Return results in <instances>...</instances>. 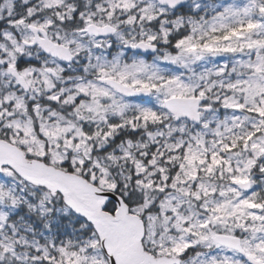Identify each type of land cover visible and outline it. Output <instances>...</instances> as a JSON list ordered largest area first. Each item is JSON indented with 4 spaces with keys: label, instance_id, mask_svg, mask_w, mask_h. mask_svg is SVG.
Wrapping results in <instances>:
<instances>
[{
    "label": "snow or ice",
    "instance_id": "1",
    "mask_svg": "<svg viewBox=\"0 0 264 264\" xmlns=\"http://www.w3.org/2000/svg\"><path fill=\"white\" fill-rule=\"evenodd\" d=\"M0 264H264V0H0Z\"/></svg>",
    "mask_w": 264,
    "mask_h": 264
}]
</instances>
